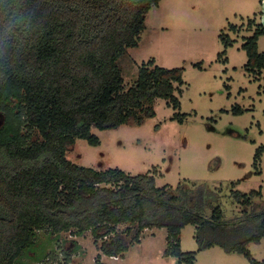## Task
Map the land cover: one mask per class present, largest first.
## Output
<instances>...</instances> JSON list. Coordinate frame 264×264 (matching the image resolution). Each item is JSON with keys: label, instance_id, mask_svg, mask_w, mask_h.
<instances>
[{"label": "trees", "instance_id": "16d2710c", "mask_svg": "<svg viewBox=\"0 0 264 264\" xmlns=\"http://www.w3.org/2000/svg\"><path fill=\"white\" fill-rule=\"evenodd\" d=\"M160 1L0 0V264H20L41 230L53 237L90 231L102 256L124 258L148 228L166 229L174 255L194 264L195 252H180L187 225L195 226L198 251L217 246L264 264L247 248L264 238L260 191L231 190L236 212L222 205L221 188L208 183L158 187L154 175L95 170L66 157L77 139L100 144L93 128L141 126L155 117L158 99L179 111L182 67L166 69L152 59L124 90L119 66ZM262 35L264 26L256 24L242 45L244 68L253 75L264 70ZM118 225L129 226L119 231ZM101 255L96 264H105Z\"/></svg>", "mask_w": 264, "mask_h": 264}, {"label": "rangeland", "instance_id": "374dc122", "mask_svg": "<svg viewBox=\"0 0 264 264\" xmlns=\"http://www.w3.org/2000/svg\"><path fill=\"white\" fill-rule=\"evenodd\" d=\"M263 1L161 0L145 15L138 45L127 49L119 66L124 90L152 59L166 69L182 67L183 85L175 93L179 111L158 99L155 117L141 126L93 128L100 144L77 139L67 159L95 170L154 175L158 187H175L183 180L208 183L221 188L222 205L236 212L239 208L231 204L230 191L257 190L262 196L256 201L264 208V70L261 75L245 70L242 48L256 24L264 26ZM228 39L232 45L225 44ZM257 44L258 52H264V35ZM174 113L180 118H173ZM260 148V163L255 165ZM167 234L164 228H148L124 258H108L101 255L100 240L95 241L90 231L53 237L41 230L20 264H96L97 255L105 264H185L167 244ZM194 236V225L185 226L179 235L180 252H195L194 264H251L245 256L227 254L217 246L198 251ZM247 248L254 260L264 262V238Z\"/></svg>", "mask_w": 264, "mask_h": 264}, {"label": "built area", "instance_id": "2783aa9c", "mask_svg": "<svg viewBox=\"0 0 264 264\" xmlns=\"http://www.w3.org/2000/svg\"><path fill=\"white\" fill-rule=\"evenodd\" d=\"M262 24H264V21L262 22Z\"/></svg>", "mask_w": 264, "mask_h": 264}, {"label": "crops", "instance_id": "0c3cea01", "mask_svg": "<svg viewBox=\"0 0 264 264\" xmlns=\"http://www.w3.org/2000/svg\"><path fill=\"white\" fill-rule=\"evenodd\" d=\"M263 3H264V1H263Z\"/></svg>", "mask_w": 264, "mask_h": 264}]
</instances>
